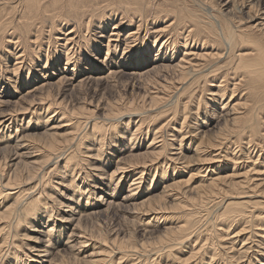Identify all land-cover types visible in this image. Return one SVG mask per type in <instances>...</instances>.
I'll return each instance as SVG.
<instances>
[{"label": "bare ground", "instance_id": "bare-ground-1", "mask_svg": "<svg viewBox=\"0 0 264 264\" xmlns=\"http://www.w3.org/2000/svg\"><path fill=\"white\" fill-rule=\"evenodd\" d=\"M232 1L234 0H227L225 5ZM54 2H56L57 4L59 3L58 0H54ZM228 7H230V5ZM232 8L233 10H235L233 19L226 20V21L220 20V23H217L214 21V23L216 24V27L214 25L213 30L214 29L215 30L211 31L209 29L208 35L211 38H213V42L224 45V48H222L223 50H220L219 46H211L213 49H212V52L210 53L207 51L201 52L200 47L199 46L195 47L194 46L195 44H193L195 43L196 39L192 37V34L201 29L200 28V25H201L200 17L195 15V13H190V14L187 13V15L185 16H182L183 14L179 13L180 17H179L178 24L180 23L187 24L188 22L190 23L193 22V24L190 26V29L188 30V33L186 35L183 34L184 35L183 39L185 41L183 46L182 45L180 46V44L177 43L178 36L174 38V34L172 35L171 32H169V35L166 36V38H164L163 37V35L165 34L164 28H159L158 25L155 24L154 22L155 20L152 21L151 23H147L148 21V19H146L147 17L142 14H141L140 19L138 20L136 29H130L129 31L126 32V34L122 33V31L124 30L123 27L121 26L123 23L122 20H120L119 23L118 22L114 23L113 28H111V31L108 34V42L105 44L104 41H102V39H105L107 35H104V33H102L104 31H101L102 28L105 26V24H103L102 21H100L99 24L97 25V27L100 29L98 31L100 32L99 34L100 37H98L97 39H94L92 35L90 34L88 35L89 40L90 39L94 40V41H91L89 46L93 47V50L95 49L94 50L95 53H92L91 51H89V53H87L86 55H82L83 58L85 59L86 66L82 65L81 61L83 59L79 55L80 53L78 52L79 51L78 49L82 47L81 46L82 43L79 38V33L82 31V27L84 25L87 26L86 33L89 32L87 30L89 28V25H90L89 22L93 15H91L90 13L87 14L86 12H83L80 17H78L77 13H72L74 14L73 17L75 16L74 18L73 17L70 18L67 15L61 16V17L58 16V18H56L57 21L56 20L53 21V24L55 25L56 23H58V21L61 20L58 23V25L54 26L53 24H50L51 27L48 29V31L50 30V32L53 31L55 28L57 29V34L55 33V35L53 36L51 34L48 40L49 41L48 44H50V46L53 47L55 52H53V56L51 55L52 53L47 54V59H46V62L43 63L44 64L43 66H40L39 64H37L36 66L34 65V68H32V70L30 66L28 67L29 75L27 77L24 75L23 79L27 80L29 86L30 84L34 82L35 84L26 90L25 94L28 95V97L30 96L29 98L26 99L27 105L25 106L22 105L20 107H15V108L12 107V104L16 103V100L15 99L12 100L11 98L12 96H16L15 94L17 91L15 90V94L14 92L11 93V95L7 94L9 97L7 98V97H4L6 93L4 94L3 90L8 89L10 87V83H9L10 81L11 82L18 81L21 79V75L20 73H17V71L20 69L23 70L26 66H28L26 64L29 63L28 60L32 58L31 55L29 54V50L27 49V47L24 46L25 47L24 48L21 45L25 44V42L28 43L30 41V45L34 46L33 48L40 49L38 42L40 41L39 38L42 36V33H44V29L39 27L38 32H36L37 30L36 29L35 33L33 34L35 38L31 39L29 38L30 36L27 38H24L25 36L23 34L18 33L16 31L17 29L15 30L14 25L11 27V28H14V30L10 33V37L6 38L7 39L6 42H11V43H14L15 45V48L11 50V53L13 54V57L15 58V62L11 64L12 67L7 65L6 71L9 68H11L10 69L11 73L14 76H16V78L12 79V76L9 75L7 78L9 80V81L7 80L8 82L6 81L2 82V80H0V82L3 83V84H0V87L2 88L1 94H0V132L3 131L4 135H6L7 137H14L11 135V133L6 134L7 130L8 129L10 130L14 125L19 123V119L21 118V116H24V113L35 114V113H38L39 111H45V110L46 112H48V114L51 112L50 115L47 114L46 116H44L45 118L47 117L45 121L49 122L54 117H56V119L52 123L45 124V130L42 132L43 136L52 138L49 144H47L48 147L51 148L52 152L54 151L52 155L49 154L46 157L48 161L50 160V163L53 158L52 156H54V158H56L57 160L60 158H65V157L68 158V156H70L69 158L71 159L73 155H71V151L68 146L70 145V143H73L75 139L74 137H71V136L70 137L65 136L64 138H61L64 135L63 131L66 129H69L70 126L73 125L72 123L74 122L76 115L73 109H72L73 111L72 110H69V112L67 111L69 113V115L67 114V116L64 114V112L60 113L61 110L58 111L57 108L60 107L59 104H61L62 101L51 100V97L53 99L55 98V95H56V93L52 92L54 86H59L65 89L67 88L73 89V87H76V86L81 87L82 84L84 86L87 84L90 86L91 85L93 86V84L97 85L98 83L102 81L107 82L109 86H115V83H114L116 82L115 78H120L123 74H129V76L131 75V78L133 77L135 79H140V78L148 77L151 75H161L163 76V79H162L163 86L166 85L167 83L166 73L168 72H171L174 75V77L177 78L178 80L188 77V73L190 72H193V73L195 72L196 75L198 76L194 78L193 82H195L197 78H200L202 76L205 77L206 75L208 76L209 74H211L212 76L223 74L224 77H226L228 80L234 79V81L238 79L239 77L238 74H242L244 76L243 77L241 76L242 78L239 81H235L233 83L232 89H230V87L227 85L228 83H225L226 82L225 79L217 81L219 83H212L210 82L211 79L209 78L210 80L208 81V83L213 88L207 89L209 98L207 101L208 104L206 105H209V106L211 105L214 107V104L220 103L223 106L220 112L214 108L209 115L206 114L205 115L206 120H204L203 123H207L210 125L211 120L216 122V120L218 121L220 119H223L224 123L221 124V126H219L217 132H215V134L213 133L214 137L210 139H206L207 138V135H205L206 132L203 131L201 133L200 127H197L193 131H190L192 134H190L191 136L189 137H194L196 134H200L199 143L194 149L195 155L188 156L187 158V156H185L184 153L182 152V149L184 150V146H183L184 145L183 142L185 141L184 138L188 139L187 134H183L181 138H178L177 134L170 133V136H172L170 138L171 143L167 142V144L162 143L159 145L156 144L158 139L155 136H153L152 140L149 142V144H147L148 150H145V152L144 151L139 152L140 150L139 148L141 145L140 146L136 145L135 141L132 140V138L130 137L131 138L130 148H131L132 153L128 157L130 159L129 162L126 161L128 159L127 157L121 156L120 159H118L117 161L119 164L117 163L118 165L116 166V168L113 170V172L110 175L109 180L113 182L112 183L113 192L112 191L111 193L105 192V194L107 193L105 196L101 195L99 196V198H95L93 200L92 199L90 200V195H88L87 197L88 200H86L87 204H86L84 211H82V209L76 210L73 207V204L70 203L66 205L68 208L67 210H64L66 213L61 216H56L55 219H51L52 214L49 213L48 219L46 220V222L44 224L42 223L43 228L38 230V232L40 233H44V232L47 233L49 238L45 241L44 240L36 241L34 245H29L27 249H29L32 254L29 255V252L27 251L26 252L21 251L19 253L20 247L22 246L16 245L13 242H11V244L9 245H5L7 244L6 240H4V242L0 244V254L4 255L5 253L7 254V257H8L9 251L13 249L12 247H14L15 249L16 248L17 249L16 250L13 249L14 250L13 255L10 258H8V260H10L11 262H15L14 264H20V262H24V258H22L24 256L27 257L28 259L29 258L32 259L33 263L35 264H44V263L52 264V257L51 258L49 257L53 253L54 248L57 246H55L56 245L55 243L50 242L51 237L56 238V243H61L62 235H65V233H67V238L66 240L63 241V244H67L69 245V247H72V246L75 247L73 242L77 241L76 249L78 250V252L85 251V247L87 245L94 244L92 242V240L94 239L87 237L84 234V232H82L83 230H81L79 226L81 224V218L83 217V215H85L86 213L96 212L94 211L96 205H98L97 208H100L102 204L105 205L107 208H110L114 205L122 206V207L123 205L124 207L125 205L126 207L127 205H129V208H130L129 210L132 209L130 212L136 220H140L146 216H151L153 218L162 217L161 219H158V221L161 222L162 220L165 221V219L169 217V214H168L169 212L174 211L172 207H169L166 205V202H167L166 198L168 196L169 197L175 196V198L173 199L174 201L177 200L176 205L178 208L181 206L191 208L189 204L181 205L180 200L178 199L179 197L176 196L177 193L174 191L178 188L180 189L182 187H185L186 193L191 192V193L197 194V193H200L203 189H208V192H210V194L212 193V195H215V196L220 195L222 191H224V194L225 192L230 193L229 197L225 195L227 199H229L230 201L228 200L229 202L225 204L226 208H225L223 215L226 217L221 218V220H228L230 221L232 225L233 223L237 221H243L244 220L243 217L248 218L249 221H252L253 217L259 219L258 220L259 222L256 224L257 225L256 228L260 229V231L256 232L255 230L254 231L252 230L253 232H249V235L242 242V245L239 248L235 249L236 248L235 246H236L237 240H239V236L243 233L242 230L248 228V225L246 227L245 224H244L245 226L241 230H239L237 233L231 236L232 240L230 241L231 245L229 247L221 246V248H219L222 251L223 250L227 251V256H228L227 259L229 260L230 263L229 262L226 263V260H224L223 258L224 257L223 255L226 252L221 251L219 253L216 250L213 252L214 255L211 256L212 263L214 261L218 262V260H216V256H218V254L224 253L221 257L222 259H221L220 264H242L244 261L248 262V264H264V211L257 210L258 206L261 207V205L264 204V201H262V199L254 200L256 202H252L253 205H251V207L253 206V209L248 210V207H250L248 206L249 205L248 202L251 203L252 198L253 199L258 198V197L264 198V165L262 167V164L264 163L262 161L259 162L262 155H263L262 158L264 159V151H263L264 146H262L264 141H262L263 139H261V136H263L264 133H262V129H261L262 121L259 117L260 114L262 115L264 114V0H236V4ZM32 9H35V7L32 6ZM48 11L50 10H47V12ZM99 11L100 9H98V12ZM162 11L167 12L170 10L169 8L168 9L166 8V10L163 9ZM55 12L58 13L60 12V10L56 9L55 7ZM75 18H78V19H75ZM123 18L124 17L122 16L121 19ZM216 21H219V20L217 19ZM70 22H73L75 24H73V26L70 29L65 30L64 25H67V23H70ZM20 23L22 24V22ZM174 23H176V21H173V24ZM150 24H152L151 27H150ZM186 24H184V26ZM217 24H220V25H217ZM24 26L25 28H27L28 26L31 27V29H27L28 30L27 32L31 34L32 23H29L28 25L24 24ZM41 26L43 28L46 27L43 24ZM201 27L203 26L201 25ZM62 30H65V32ZM143 32H144V35H143ZM257 32H259V34H257ZM53 37L55 38V40H53L54 39ZM51 38H53L52 40L56 47H54L52 42H50ZM149 38L151 39L153 38V39L149 40ZM162 38H164V40H162ZM94 43H96V45H94ZM104 46L106 47V55L105 57L102 58L99 55L102 51L104 52L103 50ZM182 47H184L183 51H181ZM64 48L66 50V59H65L66 62L64 63L65 65L62 68L60 65L61 61L59 59L63 55V51H65ZM136 50L138 51L139 54H138V58L136 59V61H134V57H132V55ZM152 50L156 51V53L153 54V56H152ZM180 51H181V55H179ZM76 54L78 57L76 56ZM2 55H4V57L7 58V60H9L6 63H9L10 56L6 57L8 55L4 54V52L2 53ZM41 55H44V54H41ZM208 56H210V58L215 56L216 58L215 63H211L209 60L208 61L210 63L206 62L205 60ZM148 61H151V62L153 61V62L148 65L149 63ZM141 65H143L142 68L140 67ZM1 67L2 66H0V69ZM105 68H108L106 72L104 71ZM201 70L206 71L207 73L205 74L201 73V75H199L200 73L198 72ZM81 74L83 76H81ZM237 75L238 77L236 78ZM178 80L175 79L174 81L178 82ZM22 81L23 80H21V82ZM205 81H207L206 78H205ZM245 81L247 82L248 87L247 86L244 87L243 85H241ZM193 82L191 83L188 82L189 85L185 84L186 87H190V85H192ZM198 86L200 85L198 84ZM182 87L184 88V86ZM242 87H244L245 90L240 95L241 96L240 99H238V101H235L236 99L234 98V95H236L237 90ZM229 89L231 90L232 95L227 100L226 94ZM145 91L146 92L144 94V97H145V100L148 101V103H145V107L148 106L149 109L151 107H154L153 106L154 103L156 105V103H158L160 99H162L155 95L156 92L154 93L151 92L152 94H150L149 92L150 90H145ZM25 94L22 95L20 99L23 98ZM66 101L68 102V100ZM200 102L201 101L199 100V105L197 106V110H196L197 112L200 109V105H201ZM133 105L134 103L133 104L130 103L129 105L130 109L133 108L132 107ZM184 105H185L184 106L185 115H184V120H183L180 130L184 129L185 122L188 117L187 115L188 113L186 111L187 105L186 103ZM90 109L91 108H87L88 113L85 116L86 119L85 118L84 119H85V122H87V125L88 124L93 125V133H94L93 138L95 140L99 138L100 146L98 149L101 151L102 144H103V138H100L99 136V133L101 132V127L102 129L106 128V130L110 129L113 125V123H111L110 121L111 119L113 120L112 116L116 115V113L112 112L113 110L112 111L110 110L111 112H107L105 113L103 118L101 117L102 120L98 116L100 118V121H98L97 117L93 115L94 112L93 113L91 112L94 109L93 110H90ZM130 109L122 112L119 119L121 118V120H127L126 126L130 127L132 120L136 118L135 116H138L135 119V124H138V125L136 127V130L133 133V136H134L137 134V131L140 132V127L143 124L142 123L143 121L142 113L135 112L134 111L136 110L135 108L133 110H130ZM197 112L193 111L191 113L196 114ZM59 113L61 116L59 115ZM81 114H83V111L81 112ZM115 119H118V118L115 117ZM208 119H211V120H208ZM28 122H30V120H28ZM78 126L81 127L80 125H77V128H76L77 130H78ZM38 127L39 126H37L36 128ZM24 128L33 129V127L29 125L25 126ZM25 129H22V128L19 129V126H18L15 133L18 136V132L20 131L21 134L19 133V137L15 139L16 141L13 140L15 141V144L13 146L11 145L13 149L9 147L10 145L6 147L10 148L16 155L18 154L15 158L19 159L18 156L28 155L29 159L32 160V159H35L38 153L41 154V152L38 151L34 143H30V139H31L30 135H28L29 134L28 132H25L26 131ZM175 131H178V130H175ZM162 132H165V131H162ZM167 132L169 134V132L171 131L168 129ZM1 137L2 136H0V141L4 136L2 138ZM176 141L177 143L179 142L178 146H176ZM192 141L193 140H188V142L186 143L190 145ZM45 143H48V142H45ZM166 147H172L171 150L173 151L171 152L169 151L170 155L165 157V160H163L162 165L167 168L172 166V169H173L172 175L175 176L177 174L175 173L177 167H178L177 169H180V168L183 169V167L187 165H190V164L192 165L193 163L196 164L198 162H199V165L196 169L199 168V171L197 172L190 171L189 177H188L189 179L188 178L187 179H176V176L172 177V179L170 178L169 180L170 181L172 180V181L165 182V185L162 186L163 187L162 191L159 193H156L155 191L159 187L160 182L165 179V175H167L166 173L168 172V169L166 170L162 169L161 176H160V174L159 175L157 174V170L152 171V168L156 166V163H158L156 159L158 156H160V153L158 152L160 150L162 152L164 150L165 152L168 151ZM158 148L160 150H157ZM3 149H5V146L1 145L0 151H2ZM40 149H43V148H40ZM202 149L204 151V155L202 154L200 156L199 151H201ZM230 149L234 150L232 152V157L229 156V153H231ZM98 155H100V152L98 153ZM226 157H227V160H230L232 162V164L225 163V161H223L224 159H226ZM136 158H143V159L140 162V161H135L134 159ZM144 158H147V160H144ZM70 159L68 161H70ZM24 160H26L25 162L27 163V165L32 164L35 161V160L34 161L32 160L30 162L27 159H24ZM55 162L57 163L58 161H55ZM249 163H252V166ZM260 163L262 164L260 165ZM66 165L67 164H65V167ZM79 167H80V170H77L78 167L77 169L76 168L73 169L71 167V169L74 170V172L78 171V174H77L78 179L80 176L83 177V176L88 175L89 173L86 171V174L84 173L85 175H83L82 171L84 169L82 170V167L81 166ZM136 170H139V171L136 172ZM148 171H150V176L148 179H146L147 181L145 180V183H144V179H143L145 175L144 173ZM201 171L203 172L206 171L207 173L210 171V176L207 178V175H202L204 179L202 180V183L199 182L198 184H194V180L192 178L193 177L195 178L197 174H202ZM134 172L136 173L134 174V177L129 182V193L127 195H124V197L120 199L118 191L116 190L120 187V184H122L124 181L127 180L126 177H128V175L130 176V174ZM0 175H1L0 179L2 181L0 184V198H10L11 199V197H13L14 199L16 197V199L13 200V202L5 206V209L0 211V221L5 223L6 219H11V220L13 219L16 221L17 218L23 219L22 218L23 216L24 218L35 216L40 210L39 209L37 211V209L42 204L46 205L45 208H48L47 206L48 198L43 197V196L42 198L40 196L41 194H44L43 190L32 194L33 191L31 192L30 187L26 188L24 187V184L23 186L21 185L22 183H25V180L28 178V176L26 177L23 174V177H21L19 175L13 174V172L9 173V171L6 174H0ZM102 175L103 174L101 173L100 174L101 177H99L101 178V181L99 180L100 184L104 183L102 179ZM43 177L44 176H42L41 179H43ZM74 181H75V178L73 179V182ZM39 183L40 182H38L37 186L39 185ZM223 187L227 189L223 190ZM258 187L262 189V193L256 192L257 194L255 196L251 194V192L255 193V191L258 190ZM81 189L85 191L84 193H86V190H87L86 186H83ZM36 193H39V195H37ZM247 193L250 195L248 196ZM73 197L74 196L72 195V198ZM245 197H250V198L245 199ZM78 198H81V196H79ZM75 202L78 203L77 201ZM221 202L222 201H220V203ZM55 203L57 205L59 202L55 201ZM52 207L54 206H50L51 210L53 209ZM257 212L259 213L256 214ZM45 213H47V210L41 211L40 214L45 215ZM190 215L189 213L185 215L178 214L177 218L183 217V219L180 218V220L175 221L173 225L171 224L170 226L166 227L164 230L165 235L163 234V236H160L157 238L159 242L162 243L164 240L165 241L172 240L171 236H175V235H177L178 237L177 240L179 241L184 242V241L189 240L190 237L195 232V229L194 231L191 229L194 227L193 225L194 222L191 223L190 219L193 216H190ZM19 216L21 218H19ZM11 220L9 223L6 221L7 223L0 226V234H1V231L6 232V229H8L7 227H9V225L12 226L13 221ZM248 220L246 221V223L248 222ZM183 221L184 223H181ZM155 222L156 220L146 221L147 227L154 225L152 223H155ZM14 224L17 225L16 222ZM72 225H73V229L77 228L78 230V227H79V231L81 232L78 233L79 231L76 232V231L71 230L68 233V227ZM44 228H47V232L45 231ZM143 229H144V233L149 234L150 236L153 235V232L151 231V229L150 230H147L146 228H143ZM228 230H231V228H229ZM6 238H8V235ZM146 239H150V237ZM40 242H42L41 245H40ZM116 243H118L116 244L118 246L117 248L129 247L128 245L124 246L123 241H116ZM95 247L96 245L94 244L93 248ZM130 247L131 248L129 250V253H124L123 255H121V257H119L120 259H119L118 264H125L124 259L127 255L134 256L135 259H138V262L143 261L141 260L142 255L138 253L136 246L132 245ZM3 248H5L4 252H3ZM108 248H109L108 252L110 253L113 251L115 252L117 251L113 247H108ZM118 252H120L119 249H118ZM21 253L23 255H20ZM93 253L94 252H91L90 254H88L89 256L91 255L90 258H86V256L88 255L83 256L85 258V260L83 259V261L86 262L85 264H102L101 261L105 262L106 259L108 258L107 257L108 255L101 256L102 254L100 253L94 256ZM229 253L233 255H230ZM120 261H123V262H120ZM172 261L169 264H177L176 262L174 261L172 262ZM26 264H31V263L26 262Z\"/></svg>", "mask_w": 264, "mask_h": 264}, {"label": "rangeland", "instance_id": "rangeland-1", "mask_svg": "<svg viewBox=\"0 0 264 264\" xmlns=\"http://www.w3.org/2000/svg\"><path fill=\"white\" fill-rule=\"evenodd\" d=\"M58 1L59 3L57 4L56 2H54V0H0V58H1L0 66H2L0 69V80H2V82L4 81L8 82L9 80L7 78L9 75L12 76V79L16 78V76H14L11 73V70H10L11 68L8 67L9 69L6 71L7 65L12 67L11 64L15 62V58L13 57V54L11 53V50L15 48V45L14 43L6 42L7 40L6 38H9L10 33L14 30V28H11V27L14 25L15 30L17 29L16 31L18 33L23 34L25 36L24 38H27L30 36L29 38L31 39L35 38L33 34L35 33L36 29H37L36 32H38L39 27L44 29V33H42V36L39 38L40 41L38 42L40 49L33 48L34 46L30 45V41L28 43L25 42V44L21 45L23 47L24 46L27 47V49L29 50V54L31 55L32 58L28 60L29 63L26 64L28 66H26L23 70L20 69L17 71V73H20L21 79L18 81H12V82L10 81L9 82L10 87L8 89L3 90V93L4 94L6 93L4 97H7V98H9L8 95H11V93L14 92L15 94V90L17 91L15 94L16 96H12L11 98L12 100L14 99L16 100V103L12 104V107L14 108L20 107L22 105L23 106L27 105L26 99L29 98L30 96L28 97V95L25 94L26 90L35 84L34 82L30 84L29 86L27 80L23 79L24 75L26 77L29 75L28 67L30 66L32 70V68H34V65L36 66L37 64H39L40 66H43L44 65L43 63L46 62L47 54L52 53L51 55L53 56V52H55L53 47L50 46V44H48L49 43L48 40L51 34L52 36L55 35V33L57 34V29L55 28L51 32L50 30L48 31V29L51 27L50 24H53V21H55L56 18H58V16L61 17V16L67 15L68 17L72 18L74 15L72 13H77L78 17H80L83 12H86L87 14L90 13L91 15H93L89 22L90 25L87 30L90 33L89 32L86 33L87 26L85 25L84 26L82 25L83 26L82 31L79 33V38L82 43L81 44L82 47L78 49L79 50L78 52L80 53L79 55L83 59L81 61L82 65L86 66L85 59L83 58L82 55H86L87 53H89V51H91L92 53H95L94 51L95 49L93 50V47L89 46L91 41H94V40L93 39L89 40L88 35L89 34L92 35L94 39H97L98 37H100L99 35L100 32H98L100 29L97 27L100 21H102V23L105 24V26L102 28L101 31H104L102 33H104V35H107V36L105 37V39H102V38L101 39L106 44L108 42V34L111 31V28H113L114 23L116 22L119 23L120 20H122L123 23L121 26L124 29L122 33L126 34V32L129 31L130 29H136V26H137L138 20L141 17V14L147 17L146 18L148 19L147 23H151L152 21L155 20L154 22L156 25H158L159 28H164L165 34L167 33L166 35L165 34L163 35L164 38H166V36L169 35V32H171L172 35L174 34V38L178 36L177 43H179L180 46L181 45L183 46L185 42L183 39V36L188 33V30L190 29V26L193 24V22L191 23L188 22L187 24L184 23L186 24L185 26L184 24H181V23L178 24L179 17H180L179 13L183 14L182 16L187 15V13L188 14L195 13V15L200 17L201 25L203 27H201L200 25L201 29L192 34V37L196 39L195 43H193L195 44L194 46L195 47L199 46L201 52H206V51L209 53L212 52L213 48L211 46H219L220 50H223L222 48H224V45L213 42V38H211L208 35V32H209V29L211 31L215 30V29L213 30L214 25L216 27V24L214 23V21L217 23H220V20L226 21V20L233 19L235 10H233L232 7H234V5L236 4V0L229 2L226 5L225 3L227 0H58ZM229 5L230 7H228ZM32 6H34L35 9H32ZM55 7L56 9H59L60 12L58 13L55 12ZM166 8L167 9L169 8L170 11H167V12L162 11L163 9L166 10ZM98 9H100L99 12H98ZM47 10H50V11L47 12ZM122 16L124 17L123 18L124 20L121 19ZM75 19H78V18H75ZM217 19L219 21H216ZM60 21H58V23ZM173 21H176V23L173 24ZM20 22H22V24ZM29 23H32L31 34L27 32L28 31L27 29H31V27L28 26L27 28H25L24 26V24L28 25ZM58 23H56L55 25L53 24V25L57 26ZM42 24L46 27L43 28L41 26ZM73 24L75 23L73 22L67 23V25H64V29L65 30L70 29L73 26ZM217 25H220V24H217ZM151 26L152 24H150V27ZM65 30H62V31L65 32ZM257 34H259V32H257ZM143 35H144V32H143ZM53 38H51L50 42H52L53 46L56 47L53 42L55 38L54 39ZM164 38H162V40H164ZM152 39L149 38V40H152ZM94 45H96V43H94ZM103 50L104 52L102 51L99 55L102 58L105 57L106 55L105 46ZM183 50H184V47L181 48V51ZM181 51L179 55H181ZM3 52L4 54L8 55L6 57L10 56L9 63H6L9 60H7V58H5L4 55H2ZM155 53L156 51L152 50V56ZM41 54H44V55H41ZM138 54L139 53L137 50L133 53L132 57H134V61H136V59L138 58ZM65 59H66V50L63 51V55L59 59L61 61L60 65L62 68L65 65L64 63L66 62ZM208 60L211 63H215L216 58L215 56H213L212 58L208 56L205 61L209 62ZM148 62H149L148 63L149 65L153 61L152 62L148 61ZM142 66L143 65H141L140 67L142 68ZM107 70L108 68L104 69L105 72ZM192 73L193 72H190L188 73V77L178 80L177 78L174 77V75L171 72H168L166 73L167 83L164 86H163V81H162L163 76L161 75H151L148 77L135 79L133 77L131 78V75L129 76V74H123L120 78H115V81H116L114 82L115 86H109V84L105 81H102L98 83L97 85L93 84V86L92 85L90 86L88 84L84 86L82 84L81 87L76 86V87H73V89L71 88L65 89L59 86H54L52 92L56 93V95H55V98L53 99L51 97V100L62 101V103L59 104L61 109L60 107L57 108L58 111L61 110L60 113L64 112V114L67 116V114L69 115L68 113L69 110L73 109L76 115L75 120L72 123L73 125L71 124L72 126H70L69 129L64 130L63 131L64 135L61 137V138H64L65 136H69V137L71 136L75 138L73 143H70L69 146L67 145L71 151V155H73L71 159L69 158L70 156H68L70 161H68L69 159L66 157L60 158L57 160L56 158H54V156H52L53 158L51 160V163H50V160L48 161L46 159L47 155L49 154L52 155L54 151L52 152L51 148H49L47 145L52 140V138L43 136L42 132L45 130V124L52 123L56 119V117H54L49 122H46L45 119L47 117L46 118L44 117L48 114L46 110L39 111L38 113H35V114L24 113V116H21V118L19 119V123L14 125L10 130L9 129L7 130L6 134L11 133V135L14 137H7L6 135H4L3 131L0 132V136L2 137L4 136L3 138L1 137L2 139L0 141V146L1 145L5 146V149L0 151V174H6L8 171L9 173L13 172V174L19 175L21 177H23V174H24V176L26 177L28 176V178L25 180V183H22L21 185L23 186L24 184V187L26 188L30 187L31 192L33 191L32 194L43 190L44 194H41L40 196L48 198L47 199L48 208H45L46 205L42 204L37 209V211L40 209L37 215L30 216L28 218H24L23 216L22 218L24 220L18 219V218L16 221L13 219L12 220L6 219L5 223L7 222L9 223L11 220L14 223L16 222L17 225L12 222V226L9 225V227H7L10 231L8 229H6V232L1 231L0 244L4 242V240H6L7 242V244L5 245H9L11 244V242H13L16 245L22 246L20 247L19 253L21 251H25V252L27 251L29 252V255H30L32 253L30 252L29 249H27L29 245H34L36 241H41V240L45 241L49 238L47 233L38 232L39 229L43 228L42 226L48 219L49 213L52 214L51 219H55L56 216H61L66 213L64 210L68 209L66 205L70 203L73 204V207L76 210L82 209V211H84L86 204H87L86 200H88L87 199L88 195H90V200L91 199L93 200L95 198H99V196L101 195L105 196L107 194V193L105 194V192L111 193L112 188H113V184H112L113 182L109 180L110 175L113 172V170L116 168V166L119 164L117 161L118 159H120L121 156L128 158L131 155L132 153L131 148H130L131 138L132 140L135 141L136 145L138 146L141 145L139 148L140 150L138 149L139 152H143V151L145 152V150H148L147 144H149L153 136H155L158 139V140L156 139L157 140L156 144L159 145L162 143L167 144V142L171 143L170 138L172 136H170V133L177 134L178 138H181L183 134H187L188 139L184 138L185 139V141L183 142L184 150L182 149V152L184 153L185 156H187V158L188 156L195 155L194 149L199 143L200 134H196L194 137H189L191 136L190 134H192L190 131H193L195 128L200 127L201 133L205 131L206 132L205 135H207L206 139H210L214 137L213 135L215 134V132H217L219 126H221V124L224 123L223 119H220L218 121L216 120V122H214L211 119H208V120H211L210 125L207 123H203V121L206 120V116H205L206 114L209 115L214 108L220 112L223 106L220 103L214 104V107L211 105L210 106L206 105L208 104L207 101L209 98L207 89L213 88L211 85H209L208 81L211 79L210 82L219 83L217 81L225 79L226 81L225 83H228L227 85L230 87V89H232L233 83L235 81H239L244 75L238 74L239 77L238 75L236 76V78L238 77V79L234 81V79L228 80L226 77H224L223 74L215 75V76H212L211 74H209L208 76L206 75L205 77L202 76L203 79L202 77H200V78H197L195 82H193L194 78H196L198 75H196L195 72L193 74ZM198 73H200L199 75H201V73L205 74L207 72L201 70ZM82 74L81 76H83ZM205 78L207 79V81H205ZM175 79L178 80V82L174 81ZM21 80L23 81L21 82ZM188 82L189 83L193 82V84L190 85V87H186V85H189ZM0 84H3V83L0 82ZM198 84L200 86H198ZM241 85L245 87L247 86V82L245 81ZM182 86H184V88L186 89H184ZM244 87L239 88L237 90L236 95H234V98L236 99L235 101H238V99H240L241 97L240 95L245 90ZM230 89L227 91V94H226L227 100L232 95ZM1 90L2 88L0 87V94H1ZM145 90H150L149 91L150 94L156 92L155 95L162 98L160 99L158 103H156V105L154 103L153 105L154 107H151L150 109L148 108V106L145 107V103H148V101H146L144 97V94L146 92ZM24 94L25 96H23V98L20 99V97ZM66 100H68V102ZM199 100L201 101L200 102L201 105H200L199 111L197 112L196 110H197V106L199 105ZM130 103L132 104L134 103V105L132 106L133 107L132 109H130L129 107ZM185 103L187 105L186 111L188 113L187 114L188 117L185 122L184 129L180 130L181 125L184 120V115H185V112H184ZM87 108H91L90 110L94 109L91 112L92 113L94 112L93 115L97 117L98 121H100L101 117L103 118L105 113L111 112L112 110H113L112 112L116 113V115L114 116L118 118V119H115V117L112 116L113 120L111 119L110 122L113 123V125L110 129L106 130V128L102 129L101 127V132L99 133L100 138H103V144H102L101 151L98 149L100 146L99 138L96 140L93 138L94 137L93 125L92 124L87 125V122H85V119H86L85 116L88 113ZM134 108L136 109L134 110L135 112L142 113V120H143L142 121L143 124L141 126L142 128L140 127V132L137 131V134H136L137 136L136 135L133 136V133L136 130V127L138 125V124H135V119L138 116H135L136 118L132 120L130 127L126 126L127 120H121V118L119 119L122 112L127 111L129 109L133 110ZM82 111H83V114H81ZM193 111L197 113L192 114L191 112ZM50 114L51 112L48 115ZM259 117L262 121V127H261L262 133H264V114L263 115L260 114ZM28 120H30V122H28ZM27 125L32 126L34 130L25 129L24 127ZM77 125L81 126V127L78 126V130L76 129ZM18 126H19V129L20 128L25 129L26 130L25 132L29 133L28 135H30V138H31L30 143H34L38 151L41 152V154L38 153V155L40 154L39 156L36 155L35 159H32L33 161L35 160L32 164L27 165V163L25 162L26 160H24V159H27L30 162L32 161L31 159H29L28 155L18 156L19 159H17L15 157L18 154L16 155L11 150L13 149L11 145L13 146L15 144V141H16L15 139L19 137V133L21 134L20 131L18 132V136L15 133ZM37 126L39 127L36 128ZM168 129L171 131L169 132V134L167 132ZM175 130H178V131H175ZM162 131H165V132H162ZM263 137L264 135L261 136V139H263L262 141H264ZM188 140H193L190 145L186 143L188 142ZM45 142H48V143H45ZM178 143L176 141V146H178ZM8 145H10L9 147L11 149L6 147ZM187 145L190 149L187 147ZM262 146H264V142ZM40 148H43V149H40ZM166 148L168 149V151L166 152L165 150L162 152L159 148L157 149V150H160L158 152L160 153V156L156 158L158 163H156V166L152 168V171L157 170V174L158 175L160 174V176H161L162 169H165V170L168 169V172L166 173L167 175H165L163 171L165 175V179L160 182L159 187L155 191L156 193H159L162 191L163 189L162 186L165 185V182L172 181V180L171 181L169 180L170 178L172 179V177L176 176V179H187L189 177L190 171H193V172L199 171V168L196 169L199 165V162H198L196 164L193 163L192 165L191 164L187 165L183 167V169L181 168L177 169L178 168L177 167L175 171V173L177 174L175 176L172 175L173 173L172 166L167 168L162 165V162L163 160H165V157L170 155L169 151L170 152L173 151L171 150L172 147H166ZM98 151L100 152V155H98L99 153ZM233 151L234 150H231V153H229L230 157H232ZM202 154L204 155L203 149L199 151V155L201 156ZM262 157L259 162L262 161L264 163L263 161L264 159ZM142 159L143 158H136L134 160L141 162ZM129 160L130 159L128 158L126 161L129 162ZM144 160H147V158H144ZM55 161H58V162L56 163ZM223 161H225V163L232 164L230 160H227V157ZM65 164H67L66 167H65ZM249 164L252 166V163H249ZM261 164L262 163H260V165ZM263 165L264 164H262V167ZM79 166L82 167V170L84 169L82 171L83 175L86 174V171L89 173L86 176H83V177L80 176L78 179L77 178L78 171L74 172V170H72L71 167L73 169L74 168L77 169L78 167L77 170H80ZM138 171L139 170H136V172ZM136 172L130 174V176L128 175V177H126L128 181L125 179L126 181L120 184V187L116 190L118 191L120 199L123 198L124 195H127L129 193V182L134 177V174ZM101 173L103 174L102 179L104 183L100 184L99 180L101 181V178L99 177H101L100 176ZM201 173L202 174H197L195 178L194 177L192 178L194 180V184H198L199 182L202 183V180H204L202 175H207V178L210 176V171L208 173L206 171L204 172L201 171ZM144 174L145 175L143 179L145 183V180L148 179L150 176V171L145 172ZM42 176H44L43 179H41ZM74 178H75V181L73 182ZM1 182L2 181L0 179V184ZM38 182L40 183L37 186ZM83 186L87 187L86 193H84L85 191L81 189ZM224 189L225 187H223V190ZM176 190L174 191L177 193L176 196L179 197L178 199L180 200V204L181 205L189 204L191 208L181 206L179 207L180 208L179 209L176 205L177 200L174 201L173 199L175 198V196L174 197L168 196L166 198L167 202L165 201L166 205L169 207H172L174 211H171L168 213L170 218L167 217L165 221L162 220L161 222L158 221V219H161L162 217L153 218L151 216H146L140 220H136L130 212L132 209L129 210L130 209L129 205H127L128 208L126 207V205L125 207L124 205L123 207L114 205L110 208H107L103 204L100 206V208H97L98 205H96V207L94 205L95 207L94 211L96 212L86 213L85 215H83V217L81 218V224L79 227L81 230H83L82 232H84V234L87 237L94 239L92 240V242L96 245V247L93 248L94 244L92 245L89 244L85 247V251L78 252V250L76 249L77 241L73 242L75 247L74 246L69 247V245L63 244V241L66 240L67 238V233H65V235H62L61 243H56V238L51 237L50 242L55 243L56 244L55 246H57L54 248L53 253L49 257V258L52 257V264H85L86 262L83 261V259L85 260L83 256L88 255L91 252H94L93 253L94 256L100 253L102 254L101 256L108 255L107 256L108 258L106 259L105 262L101 261L102 264L103 263L104 264H118L119 259H120L119 257H121V255H123L124 253H129V250L131 248L130 246L132 245L136 246L138 253L142 255L141 260L143 261L138 262V259H135L134 256L127 255L124 259L125 264H136L137 262L139 264H169L172 260L176 262L177 264H210V263L220 264L221 259H222L221 257L224 253L218 254V256H216V260H218L219 263L215 261L212 263L211 256L214 255L213 252L215 250L220 253L222 251L221 249H219L221 248V246L229 247L231 245L230 241L232 240L231 236H233L235 233L241 230L245 225L246 227L248 225V228L242 230L243 233L239 236V240H237L236 242L235 249H237L242 245V242L247 238V236L249 235V232H253L254 230L256 232L260 231V229L256 228L257 227L256 224L259 222L258 221L259 219L255 217H253L252 221H249L248 218L243 217L244 219L243 221H237L238 223L235 222L233 223V225L228 220H221V218L226 217L223 214L226 208L225 204H227L230 201L229 199H227L230 193L225 192L224 194V191H222L220 195L215 196V195H212V193L210 194V192H208V189H203L200 193H197V194L191 193V192L186 193L185 187H182L180 189L178 188ZM256 192L262 193V189L258 187V190L255 191V193L251 192V194L255 196L257 194ZM36 194L39 195V193H36ZM72 195L74 196L73 198H72ZM247 195L249 196L250 194L247 193ZM79 196H81V198H78ZM219 197H221L222 199ZM247 198L249 199L250 197H245V199ZM15 199L16 197L14 199L13 197H11V199L10 198H0V205H1L0 211L5 209V206L9 205ZM258 199H262V201H264V198L258 197L254 199L252 198L251 203L256 202L254 200H258ZM219 200L222 202L220 203ZM55 201L59 202L57 204L58 206L56 205ZM75 201H77L78 203H76ZM251 203L248 202L249 204L248 206H250L248 207V210L253 209V206L251 207L253 203L252 204ZM50 206H54L52 207L53 208L52 210L50 209ZM43 210H47V213H45V215L43 214L44 217L42 214H40L41 211ZM257 210L264 211V204L261 205V207L258 206ZM188 213L189 215L191 214L190 216H193L191 217L190 220H191V223L194 222L193 223L194 227L191 229L193 231L195 229V232L190 237V239L184 242L179 241L177 240L178 238L177 235H175V236H171L172 240H169V241L164 240L162 243L159 242L157 238L160 236H163V234L165 235L164 230L166 227L170 226L171 224L173 225L175 221L180 220V218L183 219V217L177 218L178 214L185 215ZM258 213L259 212H257L256 214ZM19 218L21 217L19 216ZM168 219L170 220V222ZM148 220H154V221L156 220V222L152 223L154 225L147 227L146 221ZM247 220L248 222L246 223ZM1 222L2 221H0V226L5 224L4 222L2 223ZM181 223H184V221ZM79 227L77 230V228L73 229V225L69 226L68 233L71 230L78 232ZM143 228H146L147 230L151 229V231L153 232V235L150 236L149 234L144 233ZM229 228H231V230H228ZM44 229L47 232V228H44ZM80 232L81 231H79L78 233ZM7 235H8V238H6ZM148 236L150 237V239H146V238H149ZM115 240L123 241L124 246L128 245L129 247L117 248L118 246L116 244L118 243H116ZM41 243L42 242H40V245ZM108 247H113L117 251L116 252L113 251L110 253L108 252V249H109ZM12 248L15 249L14 247ZM4 249L5 248H3V252H4ZM13 249L9 251L8 257H7V254L5 253L4 255L0 254L1 256L0 264L2 263L3 264H9V263L14 264L15 263V262H11L10 260H8V258H10L13 255V251H14ZM118 249L120 250L121 253L118 252ZM198 251H200L201 253ZM222 252H226L223 255L224 256L223 258L224 260H226V263L229 262V260L227 259L228 257L227 251L223 250ZM229 254L233 255L231 253ZM20 255H23V254L21 253ZM90 256L88 255L86 256V258H90ZM22 258H24V262H20V264H26V262L35 264L30 258L28 259L25 256ZM120 262H123V261H120ZM242 264H248V262L244 261Z\"/></svg>", "mask_w": 264, "mask_h": 264}]
</instances>
